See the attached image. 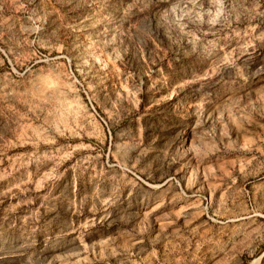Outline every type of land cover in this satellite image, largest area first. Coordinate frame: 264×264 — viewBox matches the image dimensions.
Wrapping results in <instances>:
<instances>
[{"label":"rangeland","instance_id":"obj_1","mask_svg":"<svg viewBox=\"0 0 264 264\" xmlns=\"http://www.w3.org/2000/svg\"><path fill=\"white\" fill-rule=\"evenodd\" d=\"M0 264H264V0H0Z\"/></svg>","mask_w":264,"mask_h":264}]
</instances>
